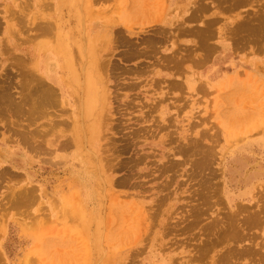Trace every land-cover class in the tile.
Listing matches in <instances>:
<instances>
[{
    "label": "rangeland",
    "instance_id": "374dc122",
    "mask_svg": "<svg viewBox=\"0 0 264 264\" xmlns=\"http://www.w3.org/2000/svg\"><path fill=\"white\" fill-rule=\"evenodd\" d=\"M0 34L17 61L35 57L22 72L44 58L41 70L54 60L67 80L44 117L20 115L40 152L24 167L0 166V264H264V0H0ZM101 45L112 61L104 76L89 57Z\"/></svg>",
    "mask_w": 264,
    "mask_h": 264
},
{
    "label": "bare ground",
    "instance_id": "6f19581e",
    "mask_svg": "<svg viewBox=\"0 0 264 264\" xmlns=\"http://www.w3.org/2000/svg\"><path fill=\"white\" fill-rule=\"evenodd\" d=\"M224 1V0H223ZM117 19V18H116ZM105 26V25H104ZM130 27V26H129ZM102 28V27H101ZM100 28V29H101ZM207 30H208V27H207ZM206 30V31H207ZM106 32H105V34H106V36H102L101 37V39H102V44H104V43H106L107 41H109V39H110V36H111V34L113 33V31H112V28H108V30H105ZM195 31V30H194ZM199 31V30H198ZM198 31H197V34L199 35V33H198ZM204 32V31H203ZM201 33H202V31H201ZM201 33H200V35L199 36H202L201 35ZM208 33V32H207ZM100 35V34H99ZM205 35V34H204ZM126 36V35H125ZM199 36H198V38H199ZM96 37V36H95ZM112 37H114V36H112ZM122 37V36H121ZM89 38V37H88ZM126 38H128V36L126 37ZM126 38H124V36L121 38L122 40H121V46H122V44H124L125 45V50H124V52H123V55L125 54L127 57L129 56V57H131V58H134L135 56L134 55H136L137 53H138V49H136L137 47H135V44H134V42H132L131 40H129V39H126ZM201 38V37H200ZM100 39V38H99ZM120 39V38H119ZM91 40V39H90ZM94 40V39H93ZM115 40H117V39H115ZM98 42V41H97ZM112 42H117V41H112ZM110 43V42H109ZM118 43V42H117ZM116 43V44H117ZM105 45V44H104ZM53 46V45H52ZM59 46V45H58ZM95 47V46H94ZM93 47V48H94ZM99 49H100V51L98 52V51H96V50H89V52H90V60H91V63L92 64H94L95 66H96V72H97V74L99 75V73H100V71H101V76H104V75H102V73L104 72H106V70H109V66H110V62H112L111 61V57L109 56L108 58H107V56H104L103 54H101L102 53V49H103V46L101 45V46H99L98 47ZM110 48V47H109ZM66 49H67V47H66ZM140 50V49H139ZM63 51V50H62ZM66 51H68V49L66 50ZM63 52V53H65L66 54V57H68V58H66V63H73L74 62V60H73V55L71 56V55H69V52ZM80 51V50H79ZM55 52V51H54ZM140 53V52H139ZM138 53V54H139ZM150 53V52H149ZM52 54L53 55H55L53 52H52ZM71 54V53H70ZM79 54H80V52H79ZM89 54V53H88ZM110 54V53H109ZM108 54V55H109ZM121 54V53H120ZM142 54V53H141ZM111 55V54H110ZM79 57H81V54H80V56ZM84 57V56H83ZM121 58H122V56H121ZM124 58V57H123ZM126 58V57H125ZM130 58V59H131ZM20 59V58H19ZM80 60V59H79ZM81 60H83V59H81ZM54 62L55 63V61L54 60H51V62ZM163 61V60H162ZM16 62H18L19 63V65H20V63H21V61L19 62V61H16ZM172 62V61H171ZM81 63H82V61H81ZM86 63V62H85ZM39 64V63H38ZM38 64H37V68L35 67V69H37V71H36V73H31V76H30V73H28L27 72V69L25 70V73L24 72H21V73H23L22 75H25V77L28 75V77H26V79H28V80H26V82H21V87H22V92H21V95H20V99H18L17 101H13V99L11 98V96L9 95V92L7 93H5V92H3V93H5L4 95H5V99H2V101H3V103L5 102V100H6V102H8V103H6V106H7V108H13V109H16L15 111H19V112H21V113H19L18 112V114H20V115H24L26 118H28L29 120H31V122L32 121H34L36 118H37V120L39 119L38 117H40V116H42V117H44L45 115H46V111L48 110V108H50L51 106L52 107H54L55 106V104L57 105V103H60L61 102V99H60V96L61 97H63V94H62V91H63V88H62V85H61V83L62 84H65V81H67V80H65L63 77H61V76H59V74L57 73V71H56V69L55 70H51L50 71V68H48L49 67V65H50V63L48 62V66H46V68L44 69V70H41L40 69V67H38ZM69 65L71 68H72V65ZM84 64V63H83ZM73 65L75 66V62L73 63ZM86 65H88V63L86 64ZM113 65V67H115L117 64L116 63H113L112 64ZM111 65V66H112ZM21 66V65H20ZM35 66V65H34ZM73 66V67H74ZM93 66V65H92ZM113 67H111V68H113ZM56 68V67H55ZM71 68H69L70 70H72ZM74 68H76V67H74ZM73 68V70H75ZM138 68V67H137ZM172 68V67H171ZM86 69H87V67H86ZM86 69H84V70H86ZM94 69V68H93ZM114 69V68H113ZM112 69V70H113ZM119 69V68H118ZM116 70V69H115ZM81 71V70H80ZM111 71V70H110ZM117 71V70H116ZM129 71V70H128ZM77 72V71H76ZM76 72H71V77H72V82L71 83H74L75 81L73 80V79H75L76 80V82L78 81V83H76L75 82V84H79V79L77 80V77H79V75L78 76H76ZM82 72H83V70H82ZM85 72H88V71H85ZM84 72V73H85ZM93 72V71H92ZM121 72V71H120ZM126 72V71H125ZM80 73V72H79ZM103 73V74H104ZM117 73V72H116ZM87 74V75H86ZM84 76H83V78L84 77H88V74H91L90 73V69H89V73H86ZM95 74V73H94ZM106 74V73H105ZM132 74V73H131ZM21 75V76H22ZM62 75V74H61ZM81 75V74H80ZM115 75V74H114ZM100 76V75H99ZM81 77V76H80ZM90 77H91V75H90ZM117 77V76H116ZM63 78V79H62ZM97 78V77H96ZM105 78V77H104ZM23 79H24V76H23ZM22 79V80H23ZM98 79V78H97ZM96 79V80H97ZM53 80L55 81V83H57L58 84V88L57 87H55V86H52L51 85V82H53ZM68 80H69V78H68ZM87 80H88V83H89V85H88V83H87ZM99 80H100V77H99ZM102 80V79H101ZM122 80V79H121ZM49 81V82H48ZM74 81V82H73ZM86 83H85V85H86V87H88V88H86L85 86H84V88H83V90L86 88V89H94L93 87H95V85L94 86H92L91 87V85H93L92 84V82H94L93 81V78H92V82H91V79L89 78H87L86 80ZM90 81V82H89ZM107 81L108 80H106V83H105V85H107L108 83H107ZM69 82H70V80H69ZM103 82V81H102ZM70 83V84H71ZM98 85V84H97ZM104 85V84H103ZM129 85V84H128ZM71 86H72V84H71ZM76 86V85H75ZM89 86H90V88H89ZM78 87V85L76 86V88ZM81 87V86H80ZM104 87V86H103ZM125 87V86H124ZM78 89H80V88H78ZM98 88L97 87H95V89L93 90L94 91V95H95V90H97ZM107 89V88H106ZM106 89H105V87H104V91L102 92V95L104 94V96H105V98L103 99L104 101H103V103H106V101H107V92H106ZM4 90V89H3ZM62 90V91H61ZM81 90V89H80ZM101 90H102V88H101ZM100 90V91H101ZM24 91V92H23ZM61 93H60V92ZM71 91V90H70ZM74 91L75 92H77L75 89H74ZM90 92H91V90H89ZM72 92H73V90H72ZM75 92L74 93H72V94H75ZM81 93H82V91H80ZM86 93H87V95H88V97H86V99L88 100H90L91 98H89V94H91L90 92H87V90L85 91ZM71 93V92H70ZM69 93V94H70ZM85 93V94H86ZM89 93V94H88ZM93 93V92H92ZM109 93V92H108ZM78 94V93H77ZM81 95V94H80ZM94 95L92 94L91 96H93V98H94ZM113 95V94H112ZM115 95V94H114ZM75 98V97H74ZM93 98H92V100H93ZM96 99V98H95ZM88 100V101H89ZM92 100H90L91 101V103H93V105L92 106H96V104L97 103H95L94 104V102L96 101H92ZM88 101L86 102V103H88ZM100 101V100H99ZM0 102H1V99H0ZM91 103H89V104H91ZM61 104V103H60ZM59 104V105H60ZM89 104H87L88 106H90ZM54 105V106H53ZM86 104H85V108L87 109V110H89L88 109V107H86L87 106ZM104 106V105H103ZM132 106V105H131ZM82 107V106H81ZM6 108V107H5ZM84 108V109H85ZM93 108V107H92ZM106 108V107H105ZM90 109H91V106H90ZM11 110V109H10ZM87 110H85V111H87ZM76 111V110H75ZM74 111V112H75ZM91 111H93V110H91ZM90 110H89V112H91ZM103 111H105L104 109H103ZM77 112V111H76ZM81 112V111H80ZM101 112H102V110H101ZM108 112V111H107ZM3 113V112H2ZM104 113V112H103ZM103 113H102V116H103ZM6 114V113H5ZM9 114V113H8ZM77 114V113H76ZM75 114V115H76ZM81 114V113H80ZM100 114V116H101V113H99ZM105 114V113H104ZM4 115V114H3ZM10 115V114H9ZM13 115H15V114H13ZM90 115V114H89ZM146 115V114H145ZM6 116H7V114H6ZM3 117H5V115L3 116ZM91 117V116H90ZM106 117V116H105ZM145 117V116H144ZM102 118V117H101ZM107 118V117H106ZM109 118V117H108ZM92 119V118H91ZM98 119H99V117H98ZM104 119V118H103ZM106 120V119H105ZM56 121H58V120H56ZM56 121H54V120H52L51 121V123L53 124V126L54 125H57V122ZM99 121V120H98ZM102 121H104V120H102ZM56 124H55V123ZM59 123V122H58ZM97 123V122H96ZM75 124V123H74ZM99 124H100V122H99ZM105 124V123H104ZM104 124H102V125H104ZM107 124V123H106ZM49 125V124H48ZM48 125H45V126H48ZM79 125V124H78ZM102 125H100L101 127H102ZM44 126V125H43ZM81 126V125H80ZM99 128L100 130H102V128ZM104 127V126H103ZM115 127V126H114ZM114 127H112V128H114ZM52 128V127H51ZM55 127H53V129H54ZM72 128V127H71ZM112 128H110V129H112ZM116 128V127H115ZM81 129H82V127H81ZM51 130V129H50ZM89 130V128H87V131ZM90 130H92V128L90 129ZM89 130V131H90ZM100 130H99V132H100ZM28 130H25V131H19L18 133H19V137L21 138V140H22V142L24 143V144H26V145H24L25 147H27V149H29V152L30 151H32V150H34L35 151V153L36 154H38V152H40V150H41V145H40V142H39V140H37V142L35 143V145L34 144H31V141L30 142H28V134H30V132L28 133V134H26V135H23V133H25V132H27ZM88 131V132H89ZM95 131V130H94ZM118 131V130H117ZM42 132V131H41ZM102 132V135H103V133L105 132V130H104V132L103 131H101ZM44 133V132H43ZM72 133V132H71ZM132 133H134L133 131H132ZM33 134H37V136H41L42 135V133H41V135H40V131L38 130V129H36V130H34V131H32V133H31V136H30V140H32V136H33ZM47 134H48V132H45L43 135L45 136V138L47 137ZM51 134V133H50ZM49 134V135H50ZM86 134H88V133H86ZM105 135H107L106 133H104ZM110 134V133H109ZM135 134V133H134ZM49 135H48V137H49ZM63 135V134H62ZM44 136H42L41 137V139L44 137ZM56 136V135H55ZM98 136V135H97ZM111 136V135H110ZM33 137H35V136H33ZM88 137V136H87ZM97 138H99L100 140L102 139V137L101 136H99V137H97ZM47 139V138H46ZM45 139V140H46ZM49 139H50V137H49ZM71 139H72V137H71ZM71 139L69 138V143H70V141H71ZM78 139V138H77ZM83 139H86V138H83ZM52 140V139H51ZM89 140V139H88ZM103 140V139H102ZM42 141H44V139H42ZM48 141H50V140H48ZM48 141H45V142H47L48 143ZM80 141V140H79ZM78 141V142H79ZM15 142V141H14ZM45 142H43V143H45ZM66 142H67V140H66ZM100 142V141H99ZM192 142V141H191ZM18 143V142H17ZM33 143V142H32ZM85 143V142H84ZM101 147V146H100ZM186 147V146H185ZM31 149V150H30ZM101 149V148H100ZM183 149V148H182ZM192 150V149H191ZM180 151V150H179ZM201 151H203V150H201ZM193 152H194V149H193ZM209 152V151H208ZM43 154H44V152H42ZM177 153H178V151H177ZM182 153H184V152H182ZM192 153V152H191ZM195 153V152H194ZM201 154H202V152H201ZM95 155V154H94ZM112 155V154H111ZM185 156H186V154H184ZM209 155V154H208ZM81 158V157H80ZM139 158V157H138ZM198 159H200V158H198ZM108 160V159H107ZM106 160V161H107ZM43 161H45V162H47L48 163V158L47 159H44L43 158ZM101 161H102V159H101ZM109 161V160H108ZM198 161V160H197ZM81 162V161H80ZM139 162V161H138ZM170 162V161H169ZM172 162V161H171ZM196 162V161H195ZM195 162H194V164H195ZM207 162V161H206ZM56 163V162H55ZM62 163V162H61ZM137 163V162H136ZM173 163H176V162H173ZM182 163L183 162H181V165H182ZM185 163V162H184ZM183 163V164H184ZM190 163H191V160H190ZM199 163V162H198ZM26 165H27V163H25ZM104 164V163H103ZM132 164V163H131ZM169 164V163H168ZM80 166H84V165H81V164H79ZM105 165V164H104ZM172 165V164H171ZM174 165V164H173ZM172 165V166H173ZM190 165V164H189ZM192 165V164H191ZM199 165H200V163H199ZM198 165V166H199ZM202 165V164H201ZM25 165H23V166H21V167H24ZM131 166V165H130ZM193 166V165H192ZM196 166V165H195ZM170 167V166H169ZM204 167V166H203ZM97 168V167H96ZM99 168V167H98ZM104 168V167H103ZM171 168V167H170ZM191 168V167H190ZM252 168H255V167H252ZM98 170V169H97ZM103 170V169H102ZM105 170V169H104ZM202 170V169H201ZM204 170V169H203ZM202 170V171H203ZM246 170V169H245ZM165 171H166V169H165ZM192 171V170H191ZM131 173V172H130ZM246 173V172H245ZM76 175H78V178H79V181H81V182H87L86 184H87V186H90V187H88V189L89 190H91V186H93L94 188H95V185L93 184V176L91 175V172L88 170H85L84 172H82L80 169H79V171L77 172V174ZM82 179H84V181H82ZM207 179V178H206ZM208 181V180H207ZM199 182H201V181H199ZM204 182V181H203ZM209 182V181H208ZM90 183H92V185L90 184ZM202 183V182H201ZM205 183V182H204ZM26 185V184H25ZM87 186L85 187L86 188V191L88 190L87 189ZM31 190L33 191V187H25V191L26 192H21L20 193V195H21V197H20V199H22V198H24V201H26L27 199H28V197H29V194L31 195L32 193H31ZM206 190V189H205ZM207 191V190H206ZM205 191V192H206ZM87 193H89V192H87ZM203 193V192H202ZM28 194V195H27ZM74 194V193H73ZM204 194V193H203ZM207 194V193H206ZM209 194V193H208ZM32 196V195H31ZM34 196H35V194H34ZM209 196V195H208ZM16 199L19 201L20 199L19 198H17L16 197ZM22 203V202H21ZM27 204V203H26ZM239 204H240V202H239ZM24 205V204H23ZM238 205V204H237ZM241 205V204H240ZM239 205V206H240ZM255 205V204H254ZM73 206V205H72ZM79 206V205H78ZM242 206V205H241ZM248 206V205H247ZM252 206V205H251ZM70 207V206H69ZM130 207V206H129ZM237 207V206H236ZM243 207V206H242ZM245 207V206H244ZM73 208V207H72ZM77 208V207H76ZM80 208V207H79ZM247 208V207H246ZM132 209V208H131ZM249 209V208H248ZM73 210V209H72ZM75 210H77V209H75ZM250 211V210H249ZM255 211V210H254ZM73 212H75L74 210H73ZM129 212V211H128ZM245 212V211H244ZM130 213V212H129ZM245 213H249V212H245ZM251 213H252V211H251ZM256 213V212H255ZM143 215V214H142ZM238 215V214H237ZM255 215V214H254ZM229 216V215H228ZM245 217V216H244ZM239 218V217H238ZM256 218V217H255ZM127 221V220H126ZM235 221V220H234ZM240 221V220H239ZM242 222H243V220H242ZM245 222V221H244ZM258 222H256V224H257ZM245 225V224H244ZM227 226V225H226ZM254 226V225H253ZM257 226V225H256ZM224 228V227H223ZM227 227H225V229H226ZM240 228H241V226H240ZM100 231V230H99ZM219 231H221V230H219ZM226 231V230H225ZM232 231V230H231ZM236 231H237V229H236ZM227 232H229L228 230H227ZM230 233H234V232H230ZM100 234V232H98V235ZM225 234V233H224ZM228 234V233H227ZM239 235V234H238ZM100 237V236H99ZM98 238V237H97ZM233 238V237H232ZM99 239V238H98ZM98 239H97V246H98V243H99V241H98ZM99 247V246H98ZM231 252V251H230Z\"/></svg>",
    "mask_w": 264,
    "mask_h": 264
},
{
    "label": "crops",
    "instance_id": "0c3cea01",
    "mask_svg": "<svg viewBox=\"0 0 264 264\" xmlns=\"http://www.w3.org/2000/svg\"><path fill=\"white\" fill-rule=\"evenodd\" d=\"M114 28H119V27L117 26ZM12 46L14 45L12 44ZM14 47L10 46V48H13L12 50H10L9 46L6 44V41L3 39V37L0 34V99H1V102H0V166L10 165V166L21 167L23 165H26L25 164L26 160H29V161L31 160L30 159L31 155H30L29 149H27V147H25L22 143H20L18 139L17 133L19 132V126H20V114H18L17 111H15L16 109L7 108L6 103L8 102H6L5 100L6 103L5 102L3 103L4 100L2 101V99H5L4 94L6 92L10 93V96L13 99V101L18 99L19 84H20L21 74H22L21 73L22 65L26 64L28 67L29 66L33 67V65L35 64V61H33L34 56L31 55L30 56L31 60L28 62L21 61L20 63L21 66H20L19 63L16 62L17 60L15 59L16 58L15 54L20 53V51ZM44 63H45V59L42 58L41 63H40L42 64L41 65L42 69H43ZM50 67L52 68V70H55V67H56V70H59L58 66L54 62L53 64L50 65ZM177 73H179V71H176V74ZM176 74H173V75L177 76ZM193 74L191 77L197 76ZM180 75L184 77L183 69L181 70ZM258 78L261 80V82L264 85V48L263 47L258 48ZM51 85L58 88V84L55 83L54 80L53 82H51ZM61 85L64 87V84L61 83ZM3 91L5 93H3ZM64 96H66V93H64ZM5 113L7 114V116ZM3 114L5 115V117H3L4 116ZM260 114H261L260 116H263V110L260 111ZM13 119L15 120L18 119V121L12 122ZM24 149L27 150L26 153L23 151ZM25 154H27L28 157ZM258 154H260L262 157L264 156V134L263 133L258 135ZM32 163H35V162L32 160ZM22 171L23 170H21V172Z\"/></svg>",
    "mask_w": 264,
    "mask_h": 264
}]
</instances>
